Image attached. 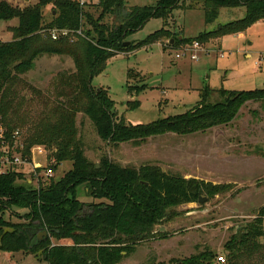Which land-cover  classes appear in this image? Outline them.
I'll use <instances>...</instances> for the list:
<instances>
[{"label":"trees","instance_id":"obj_1","mask_svg":"<svg viewBox=\"0 0 264 264\" xmlns=\"http://www.w3.org/2000/svg\"><path fill=\"white\" fill-rule=\"evenodd\" d=\"M201 2L207 25L215 23L223 9L243 8L245 17L211 32L184 37L173 34L167 25L175 12L183 10L185 0H158L155 5L131 8L127 7V0H99L87 7L78 0H38L24 9L0 1V25L18 20L12 41H0V127L4 129L5 141L11 146L23 145V155L31 159L35 147H44L48 158L58 163L55 170L62 163L72 164L62 178L40 180L38 187L28 183L24 174L0 175L1 253L10 259L20 253L32 255L39 264H121L140 244L167 238L157 227L172 218V208L199 203L204 196L213 199L229 189L171 176L158 166L124 168L108 156L101 158L98 167L86 158L77 127V115L83 113L108 145L140 146L166 134L187 136L228 126L247 104H264V89L227 91L207 86L200 91L201 100L193 109L148 125H132L119 119L107 90L92 86L94 78L119 54L162 43L164 39L169 50L194 42L207 45L226 36L244 34L264 21V0H192V6ZM49 6L53 8V18L44 24L43 11ZM152 20H163L165 28L140 43L125 46ZM80 29L84 37L73 35L72 39L54 41L50 36L53 30ZM43 55L70 56L76 72L61 76L59 96L64 100L52 111L51 118L40 121L25 137L9 116L15 94L11 91L20 76L32 71L35 61ZM129 76L140 77L133 72ZM146 89L145 85L129 86L137 93ZM214 95L221 99L213 102ZM82 194L100 203L88 205ZM7 213L20 221L7 220ZM41 233L47 236L40 239ZM263 238L264 206L246 231L227 243L228 264H264ZM216 262L217 255L208 250L183 260L156 264Z\"/></svg>","mask_w":264,"mask_h":264},{"label":"rangeland","instance_id":"obj_2","mask_svg":"<svg viewBox=\"0 0 264 264\" xmlns=\"http://www.w3.org/2000/svg\"><path fill=\"white\" fill-rule=\"evenodd\" d=\"M0 1L20 9L38 3V0ZM157 2L127 0L126 5L142 7ZM184 6L183 10L175 12L167 25L176 36L195 37L245 17L243 8L223 9L215 23L207 25L202 2L192 6V0H185ZM52 9L49 6L43 11L44 24L52 21ZM17 26L18 20L1 22L0 41H12ZM163 28V20H152L132 35L128 43H140ZM167 43L164 39L162 43L117 55L92 82L96 89L108 91L119 119L123 118L128 124L148 125L193 109L201 100L199 89L205 85L227 91L264 89V21L248 29L243 38L230 35L221 39L220 44L205 45L208 50L200 53V59L194 62L176 59L177 50H169ZM75 72L70 56L43 55L35 61L32 71L20 76L19 83L11 91L15 94L9 116L25 137L40 121L51 118L52 111L64 100L59 96L61 76ZM129 72L140 77L129 76ZM143 85L147 89L141 93L129 90V86L142 88ZM220 99L219 95L212 97L213 102ZM77 127L85 156L93 164L99 165L101 158L108 156L124 168L153 165L171 176L229 187L213 199L204 196L205 203L172 208L169 212L172 218L157 227V231H163L167 238L140 244L121 264L169 263L208 250L217 257L224 256L228 264L227 243L246 231L247 225L257 218L264 206V104H247L228 126L187 136L166 134L150 138L140 146L132 143L108 145L99 138L94 124L83 113L77 115ZM32 155L37 161L44 159L42 162L46 164L48 152L44 147H35ZM71 169V163H62L54 178H62ZM24 170L26 178L31 179L28 175L31 168ZM81 197L88 205L100 203L85 194ZM5 218L20 221L8 213ZM261 242L264 244V238ZM37 262L32 255L20 253L10 259L0 252V264Z\"/></svg>","mask_w":264,"mask_h":264},{"label":"built area","instance_id":"obj_3","mask_svg":"<svg viewBox=\"0 0 264 264\" xmlns=\"http://www.w3.org/2000/svg\"><path fill=\"white\" fill-rule=\"evenodd\" d=\"M82 7L98 4L99 0H78ZM73 35L84 37L82 29L77 31L69 30H53L50 36L54 41L61 38H71ZM72 39V38H71ZM208 49L205 44L200 42H194L192 45H184L177 49L176 59L190 60L192 62L200 59V53H205ZM42 148V147H38ZM44 160V159H43ZM41 161H37L33 155L32 159L23 155V145L11 146L5 141L4 131L0 127V175H5L11 172L20 174H26L25 168H31L28 175L31 179H28V183L38 187L39 181H49L55 177V167L58 165L54 158L45 159V165ZM26 176V175H25ZM27 177V176H26ZM218 264H226V258L224 256L217 257Z\"/></svg>","mask_w":264,"mask_h":264},{"label":"water","instance_id":"obj_4","mask_svg":"<svg viewBox=\"0 0 264 264\" xmlns=\"http://www.w3.org/2000/svg\"><path fill=\"white\" fill-rule=\"evenodd\" d=\"M180 39H182L181 37H180ZM172 43H174V41H172ZM125 46H130V43H126L125 44ZM98 167H99V165H97ZM206 202V199H203V198H200V202L199 203H205ZM161 232H163V231H161ZM45 236H47V233H42V235H40L39 237H40V239H42L43 237Z\"/></svg>","mask_w":264,"mask_h":264},{"label":"crops","instance_id":"obj_5","mask_svg":"<svg viewBox=\"0 0 264 264\" xmlns=\"http://www.w3.org/2000/svg\"><path fill=\"white\" fill-rule=\"evenodd\" d=\"M245 34V33H244ZM244 34H239V35H237L239 38H243V36H244ZM184 37H186V36H184ZM187 37H192V36H187ZM214 43V42H213ZM212 43V44H213ZM216 43L218 44L219 43V41H216ZM220 44V43H219ZM210 46V45H209ZM218 46V45H217ZM248 56V55H247ZM192 62V61H191ZM208 85H205L203 88H201V89H199V91H201V90H203L205 87H207ZM29 259V258H28ZM25 263V262H24ZM23 263V264H24ZM39 264V263H38Z\"/></svg>","mask_w":264,"mask_h":264}]
</instances>
